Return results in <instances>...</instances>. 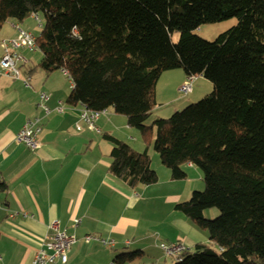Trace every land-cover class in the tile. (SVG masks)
I'll use <instances>...</instances> for the list:
<instances>
[{"label":"trees","instance_id":"obj_1","mask_svg":"<svg viewBox=\"0 0 264 264\" xmlns=\"http://www.w3.org/2000/svg\"><path fill=\"white\" fill-rule=\"evenodd\" d=\"M32 13L45 18L36 67L69 72L75 86L68 102L112 108L141 132L144 151L107 136L111 174L131 187L156 182L152 145L175 179L186 177L189 162L203 171L205 189L175 207L209 240L174 264H264V0H0V30ZM233 17L238 23L215 40L195 33ZM174 69L194 82L205 77L214 89L147 124L158 82ZM212 207L220 214L207 219Z\"/></svg>","mask_w":264,"mask_h":264},{"label":"crops","instance_id":"obj_2","mask_svg":"<svg viewBox=\"0 0 264 264\" xmlns=\"http://www.w3.org/2000/svg\"><path fill=\"white\" fill-rule=\"evenodd\" d=\"M29 16L36 20L33 13ZM23 23L26 18L21 22L8 19L2 26L0 60L5 52L3 42L19 36L18 26L34 34L31 25ZM24 48L17 51L26 58L22 71L31 76L30 87L2 73L0 67V264H31L52 232L54 219L77 237L68 261L56 264H119L116 257L129 252L140 255L124 264H174L176 260L164 253L160 243L183 241L193 248L208 241V233L175 207L204 188L198 166L185 164L186 177L175 179L151 146L156 182L131 187L111 174L113 144L107 136L113 135L138 151L147 147L143 138L129 126L125 115L112 108L96 121L100 131L90 129L79 115L82 104L68 102L72 87L64 70L48 72L36 67L43 51L37 54L36 49L28 52ZM172 71L164 72L158 82L154 110L161 105L166 115L159 111L155 118H167L180 110L176 91L187 75ZM162 79L166 86L160 97ZM197 79L191 93L202 88L205 94L211 89L208 79ZM42 91L50 95L52 112L48 115L37 109ZM60 102L63 112L55 110ZM36 115L42 117L43 131L40 146L32 150L16 136L26 120ZM194 176L201 181L197 186ZM74 218L80 219L77 225Z\"/></svg>","mask_w":264,"mask_h":264},{"label":"built area","instance_id":"obj_3","mask_svg":"<svg viewBox=\"0 0 264 264\" xmlns=\"http://www.w3.org/2000/svg\"><path fill=\"white\" fill-rule=\"evenodd\" d=\"M33 17L41 21L38 13H33ZM19 36L17 38L5 40L3 43L5 45V52L3 57L0 60V67L2 73L10 74L16 79H21L26 87L31 86L32 78L29 74L23 75L22 63L26 62V58L23 54H20L17 49L20 47H27L30 49H35L38 47L36 36L29 30L21 28L18 26ZM64 72L68 75L71 82V87L74 88L75 83L70 77V74L67 70ZM195 77L188 76L184 83L181 85L180 92L184 95H188L193 91V83ZM50 100V95L42 91L40 92V99L37 103V109L43 111L46 115L52 112L48 101ZM55 110L58 112H63L64 107L61 102L58 106L55 107ZM106 113L104 110H93L88 106H81L79 112L80 117L88 123L90 129L100 131L96 121L99 117ZM77 129L81 130V125H77ZM43 131L42 117L36 115L34 117L28 118L21 130L17 133V141L26 145L32 150H36L40 146V134ZM74 224L80 222L79 218H74ZM50 228L52 232L47 235L46 240L43 242V246L37 250L33 256L31 264H56L58 262L66 263L68 261V254L71 247L76 243L77 237L75 234H70L66 230H63L60 226L58 220H53L50 223ZM89 239L92 236L88 237ZM104 243L112 244L103 240ZM160 247L163 249L164 253L176 261H180L185 252L190 251L192 248L187 243L181 242H172V243H160Z\"/></svg>","mask_w":264,"mask_h":264},{"label":"rangeland","instance_id":"obj_4","mask_svg":"<svg viewBox=\"0 0 264 264\" xmlns=\"http://www.w3.org/2000/svg\"><path fill=\"white\" fill-rule=\"evenodd\" d=\"M39 16H40V19H41L40 22L38 20H34L30 16H28L26 18V23H23V25H25L26 27L28 25H31L32 31L34 32V34L36 36L41 33V31L43 29V25L45 23L44 15L40 13ZM237 23H238V20H237L236 17L229 18V19H226V20H223V21H219V22L205 23V24H202L200 27H198L195 30V33H197L198 35H200L201 37H203V38H205L207 40H215L221 33L229 30L230 28L235 26ZM179 37H180V33L179 32H175L173 34V40L174 41H177L179 39ZM37 48H35L36 50H33V49L32 50L37 52V54L38 53L41 54V52H42L41 49H37ZM22 50L23 51L24 50H28V52H31V51H29V50H31L30 48H24ZM172 72H179L182 75L185 74L183 69H175ZM163 80H165V79H162V81L160 83V97H162L163 89L166 86V83H164ZM196 80H198V79H196ZM209 82L211 84V89L209 88L208 92H206L205 94H202V92H201L202 88H198L196 91H194L193 93H190L188 95H184V94H182V92H180L181 85L184 83L183 82L178 87V91H176L177 94H178L179 109L182 110L185 107H187L188 105H190L191 103H194V102H197V101L203 99L207 95V93L210 94L213 91V89H214V85H213V83L211 81H209ZM194 86H195L194 88L196 89V83H195ZM163 108L164 107H161V105L158 106L157 109L154 110L153 113L150 115V117L146 120V123L147 124L152 123L153 120L155 119V117H157V115L159 114V111H160L161 115H166L163 112H161V109H163ZM168 117H170V116H168ZM133 130L135 132H137V134H140V138L142 139L140 130L138 128H136V127H133ZM152 149H154L153 145H152ZM155 152H157L158 156H160L158 151H155ZM198 168L199 167H197V169ZM198 170H200L203 173V171L200 168ZM194 178L195 179L193 180V183H194L195 186H197L198 184H200L201 181H200V179H198L197 176H194ZM178 184L180 185V183H178ZM204 184H205V180H204ZM205 187H206V184H205L204 188L201 189V190L203 191L205 189ZM219 214H220V209L218 207L208 208L204 212V215H205V217L207 219H215Z\"/></svg>","mask_w":264,"mask_h":264}]
</instances>
